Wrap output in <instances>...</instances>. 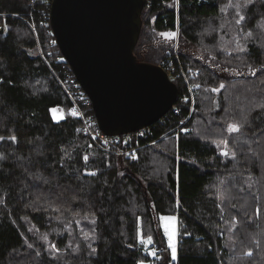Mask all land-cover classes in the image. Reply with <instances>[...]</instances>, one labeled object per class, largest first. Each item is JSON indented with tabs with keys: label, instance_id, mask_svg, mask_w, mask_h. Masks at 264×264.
Wrapping results in <instances>:
<instances>
[{
	"label": "trees",
	"instance_id": "1",
	"mask_svg": "<svg viewBox=\"0 0 264 264\" xmlns=\"http://www.w3.org/2000/svg\"><path fill=\"white\" fill-rule=\"evenodd\" d=\"M231 2L239 24L229 0L145 1L133 53L172 63L166 123L186 130L128 158L92 146L69 112L37 52L49 36L24 21L45 3L0 0V264H264V0ZM162 215L178 221L175 259Z\"/></svg>",
	"mask_w": 264,
	"mask_h": 264
},
{
	"label": "water",
	"instance_id": "2",
	"mask_svg": "<svg viewBox=\"0 0 264 264\" xmlns=\"http://www.w3.org/2000/svg\"><path fill=\"white\" fill-rule=\"evenodd\" d=\"M145 1H50L49 21L58 49L107 135L153 124L178 96L163 69L140 62L133 53Z\"/></svg>",
	"mask_w": 264,
	"mask_h": 264
},
{
	"label": "built area",
	"instance_id": "3",
	"mask_svg": "<svg viewBox=\"0 0 264 264\" xmlns=\"http://www.w3.org/2000/svg\"><path fill=\"white\" fill-rule=\"evenodd\" d=\"M50 1L51 0H28V4L30 7L33 8V10L38 5V3H45V7L47 8H45L43 12H40V20L38 23L27 20L24 21L30 27L31 31L33 32L36 38L37 29L45 32V34L49 36V48L46 53L42 51L38 43L37 52L43 59L44 63L48 66L54 78L57 80L59 86L61 87V90L64 92L67 99L70 101L69 112L79 119L80 130L84 135L88 137L89 143L92 146L104 153L124 155L129 158L135 157L137 149L140 146L144 145L143 138L145 136V132L151 129V126L154 123H162V121L169 114L171 109H173L174 112H176V110L172 108V106L164 115L158 118L153 124L148 126H142L132 132L123 133L119 135H107L103 133L97 125L94 113H90L92 106L88 95L85 93V91L73 75L68 63L63 58L59 49H55L57 44L52 34L49 21ZM1 28L3 27L0 24V30ZM50 58L54 61L55 64L58 65V69L55 66L50 65ZM158 65L161 69L166 72L169 79L172 80L171 78L173 73H176L172 63L168 61H160Z\"/></svg>",
	"mask_w": 264,
	"mask_h": 264
},
{
	"label": "snow or ice",
	"instance_id": "4",
	"mask_svg": "<svg viewBox=\"0 0 264 264\" xmlns=\"http://www.w3.org/2000/svg\"><path fill=\"white\" fill-rule=\"evenodd\" d=\"M228 6H235L237 8V16H239V19L236 20V23L239 24L242 20H244V16L240 15V11H239V8H240V5L237 4V5H232V2L231 0H229V5ZM162 36L168 38V39H172L175 37V33H172V34H169V33H161ZM252 33L251 32H248L246 33V36H251ZM238 44V48H239V42H237ZM242 50V49H241ZM255 74V72L253 71V75ZM196 87H199V85H196ZM224 85L221 84L220 85V88H223ZM219 89H212V91H218ZM240 127L241 125L238 124V123H233V124H229L228 125V131L229 132H238L240 131ZM4 139L3 137H0V140ZM11 139L13 141H15V137H11ZM221 143H224L226 144L227 141H221ZM222 156H229V152L227 150H221V153H220ZM232 158H235V154L233 153L232 154ZM0 159H3V154L0 153ZM85 161H87V156L84 157ZM90 175H95V173H88ZM163 220H171L173 218H170V217H162ZM93 223H95V221H93ZM164 227V232H165V235L167 236L168 238V246L169 248L171 249V252H172V258L175 259L176 258V242H175V232L174 231H169V227H168V224L165 223L163 225ZM90 238V235L89 233H84V239H89ZM94 239V237H91ZM138 240L141 244H143L145 246V248L147 249L148 245H151L153 243V237L151 235H148L145 239L144 237V234L142 232V230H138ZM31 247V245H29ZM53 248H55V245L52 246ZM89 247H91V245H89ZM93 252H95L96 250L93 248L92 249ZM149 254L155 256L156 255V251L155 249H149ZM249 255H251V253L249 252L248 253Z\"/></svg>",
	"mask_w": 264,
	"mask_h": 264
},
{
	"label": "rangeland",
	"instance_id": "5",
	"mask_svg": "<svg viewBox=\"0 0 264 264\" xmlns=\"http://www.w3.org/2000/svg\"><path fill=\"white\" fill-rule=\"evenodd\" d=\"M241 2H244V0H240ZM247 1V0H246ZM175 36H176V34H175ZM264 40V39H263ZM262 43H264V41H262ZM51 115H52V118L55 120V121H58V120H60L63 116H64V114H63V111L61 110V109H57V108H54V109H52L51 110ZM185 121H184V124L186 123V120H187V117L184 119ZM186 129H179V131L175 134V136L177 137L178 136V134L179 133H181V132H184ZM168 135V134H167ZM166 137V136H165ZM165 137H163V138H165ZM162 138V139H163ZM162 139H160V141L162 140ZM159 140H157L156 142H154L153 144H150V146L151 145H154V144H156L157 142H158ZM136 156H137V151H136ZM135 156V157H136ZM135 157H133V158H135ZM129 158V157H128ZM162 217H170V218H173V219H171V220H163L162 219ZM165 223H167L168 224V227H169V231H174L175 232V242H176V250H177V242H178V238H177V234H178V221H177V218H176V216H173V215H162V216H160V226H161V228H162V230H163V233H164V236H165V238H166V241H167V244H168V238H167V236L165 235V232H164V227H163V225L165 224ZM150 246L151 245H148V247H147V251H148V253H149V249H151L150 248ZM145 247V246H144ZM170 249V248H169ZM170 253H171V257H172V252H171V249H170ZM150 256H152V257H155V256H153V255H151L150 254ZM173 259V258H172Z\"/></svg>",
	"mask_w": 264,
	"mask_h": 264
},
{
	"label": "bare ground",
	"instance_id": "6",
	"mask_svg": "<svg viewBox=\"0 0 264 264\" xmlns=\"http://www.w3.org/2000/svg\"><path fill=\"white\" fill-rule=\"evenodd\" d=\"M157 66H159L158 64H156ZM172 115V114H171ZM171 115H167L164 120L162 122H167L169 118H171ZM188 119V117H187ZM185 120L183 119V122ZM167 124V127L163 128L156 136L153 135V130L149 129L145 132V136H144V145L142 146H147V145H150V144H153L154 142H156L157 140H160L162 139L163 137L167 136V134H169L171 132V130H178L181 128V126H174V125H169L168 123ZM79 129H80V126H79ZM81 131V130H80ZM140 146V147H142ZM139 147V148H140ZM97 149V148H96ZM100 151V150H99ZM102 152V151H101ZM104 153V152H103ZM116 155V154H115ZM126 157V156H125Z\"/></svg>",
	"mask_w": 264,
	"mask_h": 264
}]
</instances>
